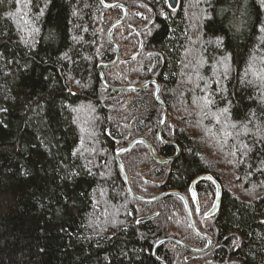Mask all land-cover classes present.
Segmentation results:
<instances>
[{
  "label": "trees",
  "instance_id": "trees-1",
  "mask_svg": "<svg viewBox=\"0 0 264 264\" xmlns=\"http://www.w3.org/2000/svg\"><path fill=\"white\" fill-rule=\"evenodd\" d=\"M105 1L126 4L129 14L113 32L120 60L103 75L116 87L151 79L160 83L168 144L157 137L163 109L155 85L117 92L101 82L98 66L117 56L106 33L123 16L121 8H105L99 0H51L37 19L36 5L42 7L44 0H33L27 9L15 0L0 5V107L9 109L0 113V264H160L152 249L163 237L206 247L180 197L142 203L130 196L116 153L138 136L161 158L176 155L172 144L181 149L163 164L143 143L121 156L138 195L188 194L203 174L212 175L223 192L218 212L208 219L197 217L191 205L198 228L213 239L212 248L194 254L169 242L158 247L157 257L168 264H264V143L258 142L264 124L255 121L260 133L249 124L247 135L240 127L249 110L259 114L264 93L257 79L264 72L261 0H212L214 10L204 2L179 0L174 15L158 0ZM162 7L168 19L159 15ZM17 8L21 17L7 18L6 12ZM203 9L213 20L204 23L198 41L197 17ZM23 19L40 31L30 36L21 30ZM217 35L224 37L225 48L214 51L203 41ZM21 38L29 44L34 39L35 47H25ZM224 51L232 54L231 79L225 83L233 107L231 116L217 123L213 114L225 105L210 65ZM65 54L69 59H62ZM250 68L247 79L253 83L246 86L241 80ZM208 92L216 103L205 108L200 98ZM26 94L42 96V106L22 107ZM69 171L81 175L65 182ZM196 189L200 207L207 210L215 199L214 184L203 180Z\"/></svg>",
  "mask_w": 264,
  "mask_h": 264
},
{
  "label": "snow or ice",
  "instance_id": "snow-or-ice-1",
  "mask_svg": "<svg viewBox=\"0 0 264 264\" xmlns=\"http://www.w3.org/2000/svg\"><path fill=\"white\" fill-rule=\"evenodd\" d=\"M10 3L11 0H0V5H3L5 3ZM158 2L162 3L163 5H165L168 9L171 10V13L174 15L176 13V6L172 3V0H158ZM201 2L207 3L208 8H213V2L212 0H196V4L199 5ZM15 3L17 5L23 4L24 8H30L33 4V0H15ZM51 3V0H44L43 6L40 7L39 4L36 5V7L39 8V11L36 15V18L39 19L40 17H43L45 14V10L48 8V5ZM261 4L264 5V0H261ZM214 10V8H213ZM28 13L27 12H23V17H27ZM73 15H76V13L74 12ZM159 15L163 16L165 19H168V13H166L163 9V7L161 8ZM6 16L9 19H16L17 17H21V9L17 8L16 11H8L6 12ZM197 19L199 20V24L197 25V27L200 29V32L197 36V40L199 41L204 33H203V26L204 23L207 22H211L213 20V16L211 15V13L208 12L207 9H203L202 10V14L197 17ZM23 25L25 27H23L21 30L23 31H27L29 33V35H33L35 33H38L40 31L39 28L36 27H29V20L28 19H23ZM209 29H211L212 25L211 23H209ZM262 32H264V27H261L260 29ZM54 39V37H53ZM73 39H77L76 37H73ZM21 42L25 45V47L29 48L30 50L32 48L35 47V40H32V43L29 44V40L25 39V38H21ZM204 44L208 45L209 47H211L214 51L216 50H220V49H224L225 48V41H224V37L217 35L215 37V39H204ZM264 42V41H262ZM205 51H207V49H205ZM3 56V53H0V57ZM62 59H69L67 57V54H65L64 57H62ZM254 59V58H253ZM231 61H232V54L224 51L221 53V57L220 59L216 60V63L214 65H210V67L213 69V77H211V79L213 80V83L217 86L216 87V94H218L219 99L224 103V107L219 109V115L213 114V118L216 119L217 123H220L221 117L224 118H229L231 116V108L233 107V102L232 100L229 98V89L227 84L225 83V81H230L231 77H230V72H231ZM9 63H11V61H9ZM203 63H207V61L203 60L201 58V64ZM25 71L28 70V65H25ZM221 68L223 69L221 71ZM250 69H246L245 70V78L241 80V83H244L246 86H250L252 85L253 81L248 80L247 76L249 75ZM8 75H10L11 73H7ZM253 75H257L255 72H252ZM45 80L48 79V77H43ZM201 79H203V77H201ZM257 79L260 81L261 85H264V72H261L257 75ZM77 84H80V81H76ZM197 87H199V85H197ZM209 85H207V83L205 82V88H208ZM70 91V89H69ZM34 95L35 94H26L24 99H23V103H22V107L28 108L30 106H32L33 104L36 107H41L42 103H43V97L42 96H35L34 99ZM5 99H10V100H15V101H19V97L18 96H7L4 97ZM200 99H202L203 101V106L205 108H210L212 107L215 103L216 100L214 98V94L212 92H208L206 95H204L203 97H201ZM54 101H50L49 103H52ZM260 104H261V108H260V112L259 114L256 111H252L249 110V112L245 115L244 117V121L241 122L240 127L243 128L244 130V134L247 135L250 132V129L248 128L249 124H252L254 127L257 128V133H260L262 131V129L255 124L256 120H260L261 124H264V93H262V97L260 100ZM8 108L7 107H0V113H6L8 112ZM73 111H76V109H73ZM3 124V121L0 120V125ZM6 126V125H4ZM233 129L237 128V123L232 122L230 125ZM227 135H230V133H226ZM260 143H264V135H262L260 137V141H258ZM44 141L41 140V144H43ZM83 143V142H82ZM247 151H251L250 148L247 147V145L244 146ZM80 149H77L76 152L73 153V155H76L77 153H79ZM120 151H126V149H121ZM245 154H247V152H245ZM61 164H63V162H60ZM262 163H264V161H262ZM87 173L88 174H92L91 169L87 168V166H84ZM81 174L79 172H75V171H69L66 173V175L64 177H62V179L65 180V182H67L70 179H73L75 177L80 176ZM208 179H212L211 177H208ZM196 193L193 192V196H195ZM71 207V206H70ZM213 207H215V205H213ZM136 223H140V221H136ZM262 223H264V221H262ZM52 227H56V225H52ZM60 231H63V226H60L59 228ZM41 251H44L43 248L40 249ZM124 255H127L126 253H124Z\"/></svg>",
  "mask_w": 264,
  "mask_h": 264
},
{
  "label": "water",
  "instance_id": "water-1",
  "mask_svg": "<svg viewBox=\"0 0 264 264\" xmlns=\"http://www.w3.org/2000/svg\"><path fill=\"white\" fill-rule=\"evenodd\" d=\"M100 4L105 7V8H113V7H118V8H121L123 10V16L121 19L115 21L110 27L109 29L107 30V33H106V37H107V40L112 43L117 51V56L115 58V60L112 62V63H109V64H100L98 66V70L100 72V79H101V82L103 84V86L109 90H112V91H117V92H120V91H129V92H138V91H141V90H144L146 88H148L149 86L151 85H155L156 87V92H155V99H156V102L162 107L163 109V113H162V118H161V121H160V124H159V127H158V133H157V137H158V140L161 142V143H164V144H168V142H166L163 138V127L165 125V122H166V119H167V107L166 105L163 103L162 99H161V96H160V93H161V85L160 83L156 80V79H151V80H148L147 82L143 83V84H140V85H136V84H132V85H128V86H120V87H116V86H113L111 84H109L107 82V80L105 79L104 75H103V72L102 70L105 69V68H111L113 67L115 64L118 63V61L120 60V57H121V51H120V48L118 46L117 43L114 42L113 40V32L115 31V29L119 26H121L127 19L128 17V14H129V8L126 4L124 3H114V4H110V3H107L105 0H99ZM172 3L176 6V9L178 8L179 6V0H172ZM137 143H143L144 145H146L150 151V154L152 156V158L158 162V163H168L172 160H174L179 154H180V147L177 145V144H172L173 146H175L177 148V153L175 156L173 157H166V158H161L159 156H157V154L155 153L154 149H153V146L152 144L147 140L145 139L144 136H138V137H135L131 142L130 144L124 148L126 149V151H118L116 153V160L119 164V167H120V171L121 173L123 174L124 176V183H125V186L130 194V196L134 199H136L137 201L139 202H142V203H154L156 201H159L163 198H166L168 196H178L181 198V200L184 202L185 204V207L187 209V213H188V217H189V221H190V226L192 228V230L195 232L196 235L204 238L207 240V246L205 249H198V248H195V247H192L190 245H188L187 243H185L184 241L180 240V239H177L175 237H163L161 239H159L153 246V249H152V255L153 257L160 263V264H168L166 261L164 260H161L157 257L156 255V250L158 249V247H160L162 244L164 243H175V244H178L182 247H184L185 249H187L188 251L192 252V253H200L202 251H206L208 249L211 248V245L213 243V240L210 236L202 233L199 228L197 227L196 225V222H195V219H194V216H193V213H192V210H191V206H190V201H189V197L187 194L185 193H182L178 190H169L165 193H162V194H159L157 196H154V197H150V198H146V197H142L140 195H138L132 188L130 182H129V177H128V174H127V171L125 169V166L121 160V156L124 155L125 153H127L128 151H130L132 149V147L137 144ZM208 177H211L212 179H208ZM203 180H210L214 185H215V188H216V195H215V199L213 201V204L212 206L208 209V211L205 213V217L206 218H209V217H212L214 216L219 208H220V205H221V198H222V187H221V184L210 174H203V175H200V176H197L193 182L191 183V186H190V192H191V197L192 199L194 200L195 202V205L197 207H199V198H198V195H197V192H196V184L203 181ZM193 192L196 193L195 196H193ZM213 205H215V207H213ZM155 215L153 216H150V217H146V218H143L141 219V221L143 220H148V219H151L153 218ZM189 260V258L187 259Z\"/></svg>",
  "mask_w": 264,
  "mask_h": 264
},
{
  "label": "flooded vegetation",
  "instance_id": "flooded-vegetation-1",
  "mask_svg": "<svg viewBox=\"0 0 264 264\" xmlns=\"http://www.w3.org/2000/svg\"><path fill=\"white\" fill-rule=\"evenodd\" d=\"M215 186V185H214ZM196 192H197V189H196ZM183 193V192H182ZM185 194H187V193H185ZM188 195V197H189V201H190V206L192 205V204H194L193 205V207L195 208V213H196V215H197V217H201V216H203L204 218H206L205 217V213L208 211V209L212 206H210L207 210H204V209H202L201 207H200V205H199V207H197L196 205H195V202H194V200L192 199V197H191V192H190V188H189V193L187 194ZM197 195H198V192H197ZM199 198V197H198ZM184 203V202H183ZM213 204V203H212ZM184 206H185V204H184ZM186 208V207H185ZM187 210V209H186ZM191 210H192V207H191ZM192 213H193V211H192ZM193 216H194V213H193ZM210 218V217H209ZM194 219H195V222H196V218L194 217ZM206 219H208V218H206ZM197 225V224H196ZM198 227V226H197ZM200 230V229H199ZM213 240V239H212ZM207 241V240H206ZM206 246H207V244H206ZM212 246H213V243H212V245H211V248H212ZM193 247V246H192ZM196 248V247H195ZM206 247H204V248H201V249H205ZM198 249H200V248H198ZM190 252V251H189ZM203 252V251H202ZM190 253H192V252H190ZM201 253V252H200ZM194 254H198V253H194Z\"/></svg>",
  "mask_w": 264,
  "mask_h": 264
},
{
  "label": "rangeland",
  "instance_id": "rangeland-1",
  "mask_svg": "<svg viewBox=\"0 0 264 264\" xmlns=\"http://www.w3.org/2000/svg\"><path fill=\"white\" fill-rule=\"evenodd\" d=\"M121 18H122V17H121ZM121 18H120V19H121ZM117 20H119V19H117ZM117 20H115V21H117ZM115 21H114V22H115ZM114 22H113V23H114Z\"/></svg>",
  "mask_w": 264,
  "mask_h": 264
},
{
  "label": "bare ground",
  "instance_id": "bare-ground-1",
  "mask_svg": "<svg viewBox=\"0 0 264 264\" xmlns=\"http://www.w3.org/2000/svg\"><path fill=\"white\" fill-rule=\"evenodd\" d=\"M100 74V73H99ZM132 85V84H131ZM162 89V88H161ZM163 164V163H162ZM223 193V192H222ZM159 258V257H158Z\"/></svg>",
  "mask_w": 264,
  "mask_h": 264
}]
</instances>
